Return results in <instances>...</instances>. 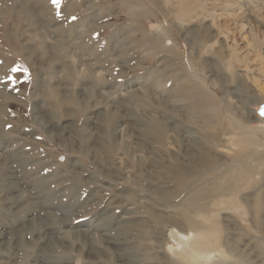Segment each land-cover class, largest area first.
Segmentation results:
<instances>
[{"label":"rangeland","instance_id":"rangeland-1","mask_svg":"<svg viewBox=\"0 0 264 264\" xmlns=\"http://www.w3.org/2000/svg\"><path fill=\"white\" fill-rule=\"evenodd\" d=\"M166 1L37 0L49 14L46 44L36 38L27 55L29 36L42 28L17 39L16 6L0 0V264H35L48 250L36 245L43 227L28 221L33 206L25 188L45 184L60 194L54 205L75 206L71 216L58 212L63 223L49 222L58 239L48 240L49 256L57 264H118L97 238L75 232L116 222L130 208L137 211L129 219L144 221L160 240L141 264H169L178 258L179 235L192 237L182 203L198 192L205 210L188 215L218 234V252L234 250L223 263L264 264V0ZM22 24L25 32L28 21ZM127 26L134 31L121 38L126 48L116 49L113 38ZM80 28L77 48L54 47L58 35ZM51 90L62 103H50ZM40 104L45 127L35 120ZM156 122L166 129L163 141L145 135ZM248 137L258 144L247 145ZM18 153L28 160L29 179ZM176 160L190 170L185 186ZM10 171L25 186L10 185ZM51 195L42 196L44 204ZM130 233L116 246L140 244V232ZM18 238L25 246L14 251L10 242Z\"/></svg>","mask_w":264,"mask_h":264},{"label":"bare ground","instance_id":"bare-ground-1","mask_svg":"<svg viewBox=\"0 0 264 264\" xmlns=\"http://www.w3.org/2000/svg\"><path fill=\"white\" fill-rule=\"evenodd\" d=\"M11 1L13 2V0H11ZM251 1L255 2L256 0H251ZM165 2H167V1L165 0ZM13 3L17 7V8L15 7V9L17 10L16 11L17 12V16L19 15V19H18L19 24L18 25H19L20 29L17 28L18 29V33H17V36H16L17 39L18 38L19 39L23 38V35L21 34L22 32L23 33H27L29 30L32 31V30H38L39 27L42 28L40 30V32H38V34L36 36H29V40L28 41H30V42L27 41L25 49L24 50L22 49L27 55L30 54V53L32 54V50L31 49H32V46L35 44V42H33V41L37 40L36 38H38V40H40L42 42L41 44H43V45L46 44L45 41H46L47 37H46V33L43 30L44 29L43 26H44V22H46L47 17H48L49 14L41 12L40 4H39V2H37V0H15ZM136 7H138V6H136ZM183 8H181V12L179 13L180 19L182 18L183 14L185 13V11L182 12ZM18 10H19V12H18ZM133 10H131V11H133ZM136 12H137V9H136ZM14 13H15V11H14ZM142 13H141V15H142ZM130 14H131V12H130ZM134 16H136V15H134ZM23 19L28 21V25L26 26V31L25 32L23 30L24 27H23V24H22ZM133 23H134V21H133ZM138 23H140V22L138 21ZM89 28H91V27H89ZM83 29L82 28H80L78 30L74 29L75 32L74 33L71 32V35H69V36H68V34H67V36H64L65 34H63V33H62V35H58L57 36L58 41L56 40L57 42L54 43V44H56V45H54V47L57 48V47H60V45L63 44V45H68L70 47H72V45H73V46H76V48H77L78 44H79V42H78L79 41V37L81 36L82 32L85 31V29L84 30ZM46 30H48V29L46 28ZM129 31L133 32L134 29L132 27H130V26H127L125 28L122 27V30L117 35H115V38H113V45H115L116 49L117 48L118 49H122V48L125 49L126 48L127 40H126V38L124 40H122L121 38L122 37L124 38V36H126V34H129L128 33ZM136 31H137V29H136ZM67 33H70V32H67ZM189 35H191V34H189ZM66 37H68V38L70 37L69 42L66 40L67 39ZM13 38H15V37H13ZM146 42L154 44L155 43V39H153L152 37L148 36L147 39H146ZM153 46L155 47L153 49H156L158 47V46H155V45H153ZM173 49H175V48H173ZM55 50H56V56L58 58H61L63 56L62 53L61 52L58 53L59 49L58 50L55 49ZM156 50H158L159 52L163 53L167 49L164 50L161 47V49H160L161 51L159 49H156ZM101 60H99V61H101ZM94 72H95V70H94ZM102 90L106 91L107 89L102 88ZM104 91H101V93L103 92V94L105 95L106 93ZM106 92H108L107 95H109V96H112V94H113L110 90L106 91ZM58 93H60V92H58L57 90H53V91L51 90L50 92L49 91L46 92V96L49 94L48 98L50 99V103H52V101L55 102L57 105L62 103V100H63L62 96L59 95ZM48 98L46 99L47 102L49 100ZM50 103L48 102L47 104H50ZM55 103H53V104H55ZM34 110H35V120L41 126L45 127V124H47L46 121H45L44 115H43L44 112H45L44 111L45 110V105L44 104L43 105L40 104V105L36 106ZM111 118L112 117H109V121L106 122V123H108L107 124V128H109V129L112 128V126H113L112 125L113 124L112 121H113L114 117L112 119ZM88 122H90V120ZM91 122H92V119H91ZM165 130L166 129H165V127L163 126V124L161 122H156L155 124L151 125L148 129H145L144 132H146L145 135H152L153 134V135H155L158 138V140L163 141L164 138H165ZM52 132H51V136L54 135ZM84 134H86L88 140H92V138L94 136V134H92L90 131H87L85 129H84ZM247 139H248V141L246 139H243V141L246 142L247 145L258 144L256 142L258 140L257 139L255 140L254 137L253 138L252 137H248ZM91 150H92V153H93V157L97 158V160L99 161V158H100L99 153L96 150H93V149H91ZM18 156H19V158H21V162L23 164V172L25 173L26 176H28V179H29V177H30V175H32V173L29 175L27 170L25 171V166L28 163V160H27V158L25 156L23 157L22 155H20V153H18ZM175 162L178 164V166L180 168V171H181V177L178 180L179 184L183 185V186L189 184L191 178L189 176L190 175V172H189L190 170H188V167H187L188 165L185 164L183 161L182 162H178L176 160ZM19 175H21V174H17V172H15V171H10V174L8 176V179L11 180L10 185H14L15 183L13 181H15L17 185L22 184L23 186H25L23 184L25 182H22L25 179L21 181ZM151 183L152 182H150V188L151 187H155L154 191L157 190L156 189L157 186L160 187V185H158L159 183L158 184L156 182H154L152 184ZM44 184H45V182H44ZM73 184H77V183H73ZM32 185H34V184H32ZM45 185H40V186H37V187L25 186L26 189H29V193L28 192L27 193L31 196L32 206H33V210H29L27 212L29 215H31V217H30V219H28V221L32 222V226L33 227H38V226L43 227V228H41L42 229L41 231H43V233H42L43 236L42 237L39 236L38 240H36V245L37 246L40 245L41 248H42V246H47L43 250L48 249V250L44 251L41 255H39V257H36L34 262H35V264H57L58 262L60 263L61 260L56 262V259H53L54 257H50L49 256V254H50V250L49 249L50 248H48L49 247V244L47 243L48 240L51 243H55L58 240L57 237L53 234L54 233L53 230L49 228L50 227V223L49 222L53 221L54 223H56L58 225L60 223H63L64 219L60 218L58 216V212H64L67 216L68 215L71 216V215L74 214L75 206H74V204L66 206L63 203H59L57 205L56 204L54 205V203L56 201L57 202L60 201V198H58V197H60V194L58 196L57 193H52L51 189H50V186H47V184H45ZM34 191H36L35 195L33 194ZM158 193L162 197H166L167 198L169 196V192L166 191V190L160 189ZM36 194H38L41 198L40 197H36ZM45 194H48V195L52 194L51 197L53 196V198H52L53 201H51V203L55 207L51 203H50V205L47 204V203L44 204L45 200H43L42 196L45 195ZM203 194H204L203 192H198V193H195L193 195H190L187 198H185V200L182 203V205L184 206V209L181 212H182V215L185 218L187 217L186 221H187V223L189 225V228H190V230L192 232V237L187 238V237H184L185 236L184 234L179 235V236H182L181 239L177 238L179 240V244H180L179 247L180 248L179 247L178 248L180 250L175 252V256H177L178 258H173V259L171 258L169 260V264H233L231 262L223 263L222 259L226 260V259H228L230 257L229 255H231V256L234 255V250L232 251L233 254L231 252H230V254H228V252H225L223 250H220L218 252L217 249L219 247L216 249L217 243L220 242V241L218 242V239H219V238H217L218 234L215 233L214 231H210L209 229L204 228L203 225H202L203 224L202 222L198 221L195 218L192 219L188 215L192 211H194V213L196 215H201V213L204 212L205 207L201 203V198H202ZM48 203H49V200H48ZM113 209H115V208H113ZM51 211H53L52 215H50ZM136 211L137 210H135L133 208H130V209L126 210V213L124 214V216L121 215V218L118 219L116 222H111V223H108L106 225L103 224L104 227H99L98 226L99 223H98V225H94L93 230H91V225L89 224L90 226H83V227L79 228L75 232V234H76V236L78 234H80L81 238H83L85 240H89L91 238H97L99 240V244L103 248H105V251L110 256H112V260H115V262H117L118 264H126V262L129 263V264H141L144 261V259L146 260V258L150 256L152 251L154 252V249L152 247L156 243H159L160 240H159V235L158 234L153 233L151 230L147 229L146 226H144V224H145L144 221L137 222V221H132V220L129 219L130 214L133 215V214L136 213ZM109 213H110L109 211H105L102 215L103 216L106 215L108 217ZM43 214L45 216H42ZM138 218H140V217H138ZM68 219L66 218V220H68ZM162 219H163V221L164 220L166 221L167 218L163 217ZM101 221H102V219H101ZM167 221L171 222V223H175V222H173L172 219H167ZM61 226H62V224H61ZM127 228H130L131 230H128ZM135 229H137L140 232L138 234L134 233L136 236H138V238L140 240L139 241L140 244H138V245H130L129 244L128 246H125V247H122V248H119V247L116 246V242H118L119 240H121V239H130L131 238V236H130L131 233L130 232L135 230ZM49 231H52V232H49ZM113 232H116V233H114V235H113ZM34 234L38 235L39 233H34ZM13 243L14 242H10V244L12 245V249L14 251L16 250V248L17 249L19 247H23L24 248V246H25V243H23L22 239H19V238L15 239V243L14 244ZM226 245H231V244L229 243V241H225L224 246H226ZM221 248H222V246H221ZM45 254H46V256H44ZM68 264H69V261H68ZM70 264H72V263H70ZM253 264H255V263L253 262Z\"/></svg>","mask_w":264,"mask_h":264},{"label":"snow or ice","instance_id":"snow-or-ice-1","mask_svg":"<svg viewBox=\"0 0 264 264\" xmlns=\"http://www.w3.org/2000/svg\"><path fill=\"white\" fill-rule=\"evenodd\" d=\"M54 2H57V0H54Z\"/></svg>","mask_w":264,"mask_h":264}]
</instances>
